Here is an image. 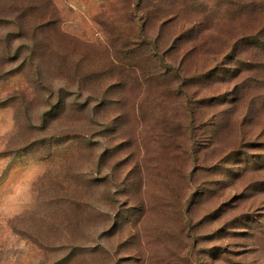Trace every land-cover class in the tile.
Listing matches in <instances>:
<instances>
[{
  "label": "rangeland",
  "instance_id": "374dc122",
  "mask_svg": "<svg viewBox=\"0 0 264 264\" xmlns=\"http://www.w3.org/2000/svg\"><path fill=\"white\" fill-rule=\"evenodd\" d=\"M244 1L157 21L169 0H46L35 37L0 18V264H264V0ZM129 10L173 86H111Z\"/></svg>",
  "mask_w": 264,
  "mask_h": 264
},
{
  "label": "trees",
  "instance_id": "16d2710c",
  "mask_svg": "<svg viewBox=\"0 0 264 264\" xmlns=\"http://www.w3.org/2000/svg\"><path fill=\"white\" fill-rule=\"evenodd\" d=\"M141 1L145 2L146 0ZM156 1L163 4V0ZM211 1L216 2L218 0ZM223 1L228 2L230 6L236 8L241 13L246 12L245 8H247L250 13V2H246L244 0ZM45 2L46 0H12V3H10L8 0V2H5L2 4V6H0V18L6 17L11 19V21H13L18 27H20L19 22L25 18L32 36L35 37L38 34H43L46 29H49L46 27L51 24L55 18V13L50 10V6H47L46 9H39V5L42 6ZM171 3L172 2L169 0V6L167 5L165 9L159 11L158 14L155 12L153 14L152 20L160 21L161 19L162 21L165 19L169 21V19H175L181 16V14H183V9L180 7L173 8ZM251 7V14H253L256 12V1H252ZM140 9L145 10L147 8L141 7ZM133 12V10H129V12L126 11V21H124L125 29H119L118 27V31L114 37H111L108 41L109 48L112 51L111 65L114 67L107 69L106 73L111 75L108 79H113L115 81L111 86L118 84L121 85L129 80H136V75L133 74L135 72L138 74V78L140 79V83L142 85L156 83L158 86H162V84H166L168 87L169 85L173 86L182 75L180 67L175 66L176 61L174 59H171L170 63L166 61V56L168 53L165 51L163 54L161 53V46H159L158 42L153 43V57L148 55V52L146 51L145 45L142 41V38H144L145 34V24H141V28L136 34L132 29L134 24H130V22H133ZM252 17H255V15ZM147 18L148 17H146V22L151 19V15L149 19ZM31 22H34L35 24H31ZM194 25L195 28L198 27L196 31V36L198 37L201 32L200 26L202 24L196 25L195 23ZM182 32L183 30L181 33ZM262 36H264V22L258 24L256 22L254 27L251 29L250 41H260ZM197 37H195L194 40L193 37L189 39H180L181 44L185 42L184 45H176L179 44V41H175L171 48V52H173V54L175 53L177 56L183 52H185L183 56L188 55L192 49L194 50L198 47V44L196 43ZM133 41H136V43H133ZM190 45L193 46L191 47L192 49L184 51V49ZM130 48H133L134 50L129 51ZM171 52L169 53L170 55ZM144 64H146V66H144ZM204 75L207 76V72H205ZM111 86L105 90L104 95L109 93ZM116 102H119V100Z\"/></svg>",
  "mask_w": 264,
  "mask_h": 264
}]
</instances>
